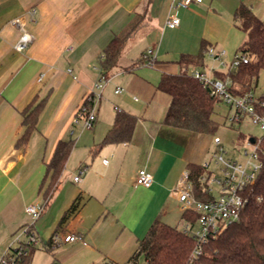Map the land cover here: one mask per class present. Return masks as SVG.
<instances>
[{
	"label": "crops",
	"instance_id": "obj_1",
	"mask_svg": "<svg viewBox=\"0 0 264 264\" xmlns=\"http://www.w3.org/2000/svg\"><path fill=\"white\" fill-rule=\"evenodd\" d=\"M242 4L264 22V0H202L179 11L174 29L166 27L172 0H0V249L26 224V207L45 202L47 165L61 140L74 146L43 215L50 208L51 237L79 239L58 245L57 262L126 264L157 219L172 225L183 214L176 185L189 165L207 163L214 138L164 124L170 98L158 84L163 74H178L180 57L197 55L202 42L225 51L226 66L207 54L210 70L191 69L210 78L225 72L246 39L234 20ZM19 19L34 37L24 52L15 50ZM134 22L94 127L82 131L73 119L103 80L104 50ZM148 50L153 66L141 62ZM35 99H46L45 107L29 141L18 146L23 113ZM121 111L137 117L131 139L102 145ZM141 169L152 174V187L136 184ZM75 202L78 211L59 228Z\"/></svg>",
	"mask_w": 264,
	"mask_h": 264
},
{
	"label": "trees",
	"instance_id": "obj_2",
	"mask_svg": "<svg viewBox=\"0 0 264 264\" xmlns=\"http://www.w3.org/2000/svg\"><path fill=\"white\" fill-rule=\"evenodd\" d=\"M234 20L236 27L246 35L238 54L245 55L249 62L237 68L229 67L225 72L215 71L214 79L227 82L232 95L244 96L256 90L260 75L264 73V22L245 4L238 7ZM135 27L134 22L123 33L116 35L104 50L100 63L102 79H109L112 70L117 67L126 41ZM208 50L209 44L202 42L197 55L183 54L180 57L178 64L181 70L178 74L162 75L158 89L170 98L164 124L205 135L215 134L218 128L213 118L215 105L224 102L218 96L211 95L210 88L190 73L192 67L206 66ZM141 62H144L142 58ZM45 104L46 99H35L24 111L22 123L25 131L18 139V146L29 141ZM136 122L135 115L118 112L102 145L129 141ZM73 146L72 141H59L52 160L47 165L50 184L45 196L46 204L66 168ZM258 154L262 167L254 185L248 186L243 194L247 203L241 211L240 219L210 235L199 255H193L196 241L191 236L157 219L126 264H139L140 259H143V264H264V136L261 138ZM189 171L196 197L210 200L211 197L206 194L205 186L200 181L206 168L203 165H189ZM78 207V202L71 206L61 219L59 228L78 211ZM197 219L198 215L191 211L182 214L184 224H194ZM44 247L49 253H53L58 244L49 239ZM35 250L36 248L32 249L25 264H30Z\"/></svg>",
	"mask_w": 264,
	"mask_h": 264
},
{
	"label": "built area",
	"instance_id": "obj_3",
	"mask_svg": "<svg viewBox=\"0 0 264 264\" xmlns=\"http://www.w3.org/2000/svg\"><path fill=\"white\" fill-rule=\"evenodd\" d=\"M202 0H172L173 13L166 21V27L174 29L180 25L179 11L188 9L194 3H200ZM35 13V11H33ZM14 24L22 31L19 41L15 44V50L18 52L26 51L33 43L34 37L26 30L22 20L14 21ZM208 55L214 60H221L225 56V51H216L213 47L208 50ZM155 55L153 50H148L142 59L147 66L155 64ZM222 62V61H221ZM249 62L245 55L236 54L230 63V68H237L241 64ZM225 67L226 64L222 62ZM191 75L199 80L204 86L209 87L211 95L218 96L230 108L234 109L231 115V122L241 120L242 115H249L255 124H258L264 131V94L257 96L255 91L247 93L244 96H234L228 90V83L218 79L210 78L207 74L198 68L190 71ZM107 79L97 83L95 90L89 93L76 117L73 119L75 126H80L82 131L92 130L97 120L99 105L103 97ZM124 90L118 88L116 93ZM74 134V131L71 133ZM247 143L251 151L244 150V156L248 157L247 164L244 165L234 159L225 157V150L222 140L219 137L214 138L216 150L213 153V161L216 164L215 170H210V162L204 163L206 173L200 177L201 183L205 186V192L211 197L210 200H201L196 197L193 181L189 170H185L175 188L180 210L182 213L193 212L198 215L196 223L185 222L183 231L196 241V247L193 255H199L203 245L208 241L210 235L219 232L226 225L238 221L241 211L247 203V198L243 196L248 186L254 185L262 163L259 160V144L261 139L253 138ZM85 169L78 170L74 177V182L82 180ZM154 183L153 176L145 169H141L136 177V184L145 188L152 187ZM216 193V194H215ZM46 202L42 204H32L26 207V213L35 221L39 220L46 209ZM198 228L195 229V226ZM34 226V225H33ZM33 226L24 227L19 236L14 237L8 248L4 251L0 264H25L32 249L36 248L40 241L33 232ZM26 236V240L22 238ZM79 236L73 233L67 235L54 234L51 241L55 244L74 243ZM43 242V241H42ZM47 241L43 243L46 246ZM18 245L17 248H13ZM52 264H61L57 261Z\"/></svg>",
	"mask_w": 264,
	"mask_h": 264
},
{
	"label": "rangeland",
	"instance_id": "obj_4",
	"mask_svg": "<svg viewBox=\"0 0 264 264\" xmlns=\"http://www.w3.org/2000/svg\"><path fill=\"white\" fill-rule=\"evenodd\" d=\"M224 60V57L220 61ZM218 64L217 61H215ZM223 62V61H222ZM212 67L210 65L204 67V71L210 70ZM219 70V69H216ZM257 96L264 94V73H261L259 78L258 87L255 90ZM235 110L230 108L225 103H217L215 105L214 120L218 124V128L212 138L216 136L222 140V145L225 150V157L234 159L244 165L247 164L248 157L244 156V150L248 149L251 151V147L247 145L250 138L261 139L264 136V131L260 128L258 124H255L249 115H242L241 120L231 122V115L234 114ZM216 145L213 144L211 147L210 154L208 156L207 163L210 164V170L216 169V164L213 161V153L216 150ZM216 194V193H215ZM50 209V208H49ZM46 211V213L39 220L35 221L28 215L24 216L26 224L24 227L33 226V232L38 237L40 244L36 247V250L31 255L30 264H52L57 261L54 259L52 253H49L43 246L42 239L47 241L52 235V228L50 223L51 211ZM50 216V217H49ZM182 215H178L176 221H172L173 227H177L180 230L184 229V223L182 220ZM22 227L15 235L19 236L21 231H24ZM198 225L195 226V229ZM26 240V236L22 238ZM10 245V244H9ZM61 245V244H59ZM15 245L13 248H17ZM60 247V246H59ZM8 248L0 249V260L3 257L4 251ZM60 249V248H59ZM58 249V250H59ZM56 251V254L59 251ZM143 259H140L139 264H143Z\"/></svg>",
	"mask_w": 264,
	"mask_h": 264
},
{
	"label": "water",
	"instance_id": "obj_5",
	"mask_svg": "<svg viewBox=\"0 0 264 264\" xmlns=\"http://www.w3.org/2000/svg\"><path fill=\"white\" fill-rule=\"evenodd\" d=\"M251 141L254 142V139H252Z\"/></svg>",
	"mask_w": 264,
	"mask_h": 264
}]
</instances>
